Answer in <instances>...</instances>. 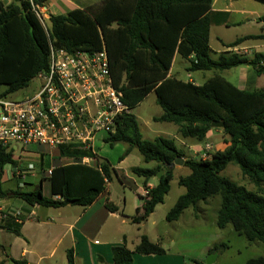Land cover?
Segmentation results:
<instances>
[{
	"label": "trees",
	"instance_id": "16d2710c",
	"mask_svg": "<svg viewBox=\"0 0 264 264\" xmlns=\"http://www.w3.org/2000/svg\"><path fill=\"white\" fill-rule=\"evenodd\" d=\"M46 1L15 0L10 5L0 2V89L6 88L0 98L9 99L28 89L40 74H47L51 48L90 55L105 49L114 86L121 91L128 108V112L117 117L115 132L106 136L105 142L110 147L127 145L120 161L137 149L145 163L157 164L153 169H132L134 175L145 179V187L152 178L160 176L148 196H140L143 205L132 222L139 225L147 221L156 207L164 203L174 179L170 166L181 157L185 158L184 167L190 170L188 176L178 181L186 192L166 220L176 222L187 209L220 197L218 228L232 225L248 243L264 244V87L241 90L219 74L247 63L253 68L252 80L264 77V55L255 53L249 59L226 51L217 59L211 56V26L215 17L220 16L225 24L229 14L213 12V0H105L67 15H50L46 29L33 8L44 7ZM253 1L264 5V0ZM261 20L264 21V15ZM261 38L246 36L229 48ZM176 54L189 61V72L217 74L203 85L169 77ZM152 92L163 111L155 121L174 124L181 138L196 143L206 142L213 123L222 122L228 146L214 151L206 160L186 159L173 139H145L132 111ZM59 150L61 157H90L99 161L93 152L77 146H61ZM230 165L237 166L257 192L225 177L223 172ZM7 166L15 169L18 162L13 150L0 145V198L13 197L41 208L58 209L69 204L88 207L106 191V183L113 180L108 161L101 162L99 167L81 162L58 166L50 176L52 197H46L42 189L24 191L18 187L4 191L1 183ZM106 207L111 212L118 211L109 200ZM21 226L11 218L3 228L20 236ZM221 247L225 245H216L210 253L219 252ZM112 252L113 264H132L134 254H165L160 244L145 235L133 251L123 245L115 246ZM9 260L13 264H28L25 260ZM68 264H75L73 250L68 251ZM246 264H264V257L250 259Z\"/></svg>",
	"mask_w": 264,
	"mask_h": 264
},
{
	"label": "crops",
	"instance_id": "0c3cea01",
	"mask_svg": "<svg viewBox=\"0 0 264 264\" xmlns=\"http://www.w3.org/2000/svg\"><path fill=\"white\" fill-rule=\"evenodd\" d=\"M14 1L15 0H0V2L5 5H10ZM103 1L105 0H102L99 3L96 2L95 4V2L91 0H47L43 8L49 19L50 15H67L73 10L88 9L94 5L102 3ZM212 11L215 13L229 14L225 24L221 23V21L224 20V17L220 16L215 17L216 22L211 26L210 47L212 53L220 55L226 52L229 46L236 40L246 36L260 35L263 38L245 41L241 43L240 46L249 49L251 52V55L248 56L249 58H252L255 53L264 55V21L261 20V17L264 15V6H249L248 0H213ZM228 30L237 31H234L235 35L232 36L231 34H226V31ZM213 31H215L216 34L215 39L218 42L219 50H215L211 43ZM250 43L251 45H248ZM219 55L214 59H217ZM178 58H181V56L176 54L169 77H173L184 82H192L195 85H203L206 81L217 74L214 71L193 72L200 73V77L195 78L192 75V72L188 71L190 64L187 59H184L186 65H183L182 63L181 66L176 67ZM236 68L239 69L236 84L232 83L233 85L241 90L260 89L264 87V77L256 78L254 80L251 79L253 76V68L251 66L244 64ZM183 71H186L187 74H183ZM219 74L224 77L223 72ZM152 94L155 93L152 92L148 96H151ZM145 100L143 102H145ZM143 102H141L137 107H139ZM162 113L163 111L161 110L156 117L147 119L144 122H142V120L134 114L139 121L140 129L144 138L147 140H153L160 136L166 138L170 137L169 139H172L171 137H173V139L178 138L180 139L182 146L188 149V152L180 149L184 152L186 159H199V156H202L206 145H209L208 141L213 140V137H215L213 135V131L209 132L207 135V141L204 143H196L193 140L183 139L178 135L177 127H174V132L168 130L166 131L165 129H167V125L165 124L167 123L155 121V118L160 117ZM156 126H160L159 129L161 130L158 131ZM146 133L156 136H153L155 138H151L146 136ZM106 138V135L100 133L95 137L92 143L93 153L97 155L99 161L90 157H84L81 160L61 157L59 148H52L48 146L34 144L25 149L17 147L14 154L15 159L18 162V167H21L25 163L26 165L33 164L35 166V170L27 176L24 183L18 176H16L15 169L9 166L7 170H4L1 183L2 189L4 191H15L21 184H24V191H34L38 189H42L43 191L44 183H48L50 196L46 197H52L50 176L47 172L53 171V169L58 166H68L79 162L89 167H99L101 162L108 160L100 158L97 143L101 142L105 145H109L105 142ZM222 138L225 140V145L227 147V137L222 134ZM125 148L127 150V146ZM137 151V149H134L128 156H126L122 161H119L117 164H112L108 161L111 169L113 170V178H117L122 187L130 188L136 193V196L134 197L135 199L132 200V211H130L129 214H127L128 203L126 196H124L123 200L120 201L115 200V198L112 199L111 197L109 185L113 180L106 183V191L88 207L73 206L69 204L58 209L41 208L39 206H29L24 201L13 197L0 198V206L4 211L12 212L16 210H23L29 217L20 228V236L5 230L3 226L7 223V221H3L0 218V263L6 260L5 264H13L9 260L12 259L25 260L28 264H68V251L73 250L75 264H113V248L115 246L123 245L128 248V237L124 228L128 225L129 220L132 222V218L136 215L137 209L142 207L143 201L140 199V196H144L143 194L145 190H150L158 184H154L150 180L145 187L144 178H140V181H135L129 177L130 175H134L132 173V169L136 167L129 165L126 166V163H128L129 158L132 157L133 154L135 155ZM25 159H27V162H23ZM183 159L185 160V158ZM138 160L140 161L141 159ZM142 161L145 163L143 157ZM38 162L39 164H36ZM181 169L182 167L174 166L173 173ZM155 178L159 181L160 176H156L154 179ZM12 181L17 183L16 187L9 185L12 184ZM37 181H39V185H37ZM126 181H129L131 184ZM29 187L33 188L30 189ZM185 192H183L180 196L185 194ZM53 198L57 199L58 197ZM107 200L111 201L118 208L117 212H111L107 209ZM200 204L198 206H201ZM52 210H56V213L51 212ZM187 210L185 212H187ZM155 213L156 211L151 214L148 219H150ZM182 216L178 221L173 223L180 222L182 220ZM100 235H104L106 239L101 241L98 240ZM148 238L153 243L160 244L165 250L163 243L158 240L155 242L150 237ZM139 242L134 244V249ZM215 246L216 245L206 248L205 257L207 258L208 255L216 253L217 258L214 264H217L221 257L220 251L210 253ZM189 260L190 259L182 253L177 254V256L169 255L165 250V254L163 255L142 256L134 254L132 264H188L190 262ZM192 261H194L195 264H205L204 262H198L196 260Z\"/></svg>",
	"mask_w": 264,
	"mask_h": 264
},
{
	"label": "built area",
	"instance_id": "2783aa9c",
	"mask_svg": "<svg viewBox=\"0 0 264 264\" xmlns=\"http://www.w3.org/2000/svg\"><path fill=\"white\" fill-rule=\"evenodd\" d=\"M33 8L43 23L44 8ZM227 51L240 57L251 55L240 45ZM38 79L41 85L34 95L21 100L0 98V145L14 153L17 147L25 149L34 144L77 146L93 152L95 137L113 134L117 117L128 112L121 91L114 86L105 49L90 55L51 48L49 71ZM211 148L206 145L203 160L209 159ZM34 170L35 166L28 164L15 168V174L23 180ZM47 174L51 176L52 171ZM148 193L145 190L143 195ZM0 218L23 224L29 217L23 210L6 212L0 206Z\"/></svg>",
	"mask_w": 264,
	"mask_h": 264
},
{
	"label": "rangeland",
	"instance_id": "374dc122",
	"mask_svg": "<svg viewBox=\"0 0 264 264\" xmlns=\"http://www.w3.org/2000/svg\"><path fill=\"white\" fill-rule=\"evenodd\" d=\"M93 2H101L102 0H91ZM249 6L255 5L258 7H263L264 5L255 2L253 0H248ZM45 19H43V25L46 29L50 26L49 19L46 16V11L44 10ZM237 30H228L226 34L235 35ZM252 32V31H251ZM215 31L212 32L211 43L215 50H219L218 42L216 41ZM248 45H251L248 44ZM219 55V54H218ZM215 53H212L211 56L216 58L218 56ZM249 58V57H248ZM253 58V57H252ZM251 59V58H249ZM186 65L184 58H178L176 62V67ZM239 68H233L231 70L223 72V76L229 82L236 84L237 73ZM183 74H187L186 71H183ZM195 78L200 77V73H192ZM41 82L39 79H35L31 82L30 87L18 93H15L9 97L11 100H21L26 96L34 95L40 88ZM6 88H1L0 93L4 92ZM161 111V108L156 104V96L152 94L148 96L139 107L135 108L132 113L138 116L142 122L147 119L156 117ZM167 125L166 131H175L174 124H165ZM154 126V125H153ZM157 130L160 126H156ZM213 140L208 141V144L212 147L211 152L214 151H223L226 148L225 140L222 138V130L221 128H214L213 130ZM146 136L151 138H155L153 134L146 133ZM170 138V137H169ZM173 139V137H171ZM178 149H183L188 152V149L182 146L180 139H173ZM127 145L124 143L116 144L114 147H110L109 145H105L101 142L97 143L98 154L100 158L104 160H108L112 164H117L120 161V158L123 157L124 152L126 150ZM21 149V147H19ZM210 152V153H211ZM209 153V155H210ZM17 154V153H16ZM136 155V156H135ZM133 154L132 157L129 158L126 166H134V167H143L147 169L155 168V163L146 164L142 161L141 154L137 151L136 154ZM201 160H203L202 156H199ZM138 159H141L140 161ZM27 162V159L25 161ZM36 164H39L36 163ZM22 168L26 167V163L21 166ZM182 167L181 170H177L174 172V179L171 183V190L169 194L166 196L163 204L158 205L156 208V213L148 219V221L143 222L139 225L133 224L130 220L128 221V225L124 228L125 233L128 237L127 246L129 249H134V244L139 242L143 235L150 237L153 241H159L163 243V246L166 252L169 255H176L179 253L184 254L190 260L188 264H195L194 261L204 262L206 264L208 257H205L206 248L213 245H221L224 244L225 247H221L220 253L221 257L217 264H246L248 260L258 257H264V244L254 243L250 244L247 242L245 237L239 235L235 232L232 225L227 226L225 229H219L216 220H217V212L221 206L220 197H215L208 199L205 202H202L196 208H189L187 212L182 216V220L178 223H170L166 220V216L169 211L175 206L176 201L180 197V195L186 191L184 187H181L178 183L180 177H186L190 174V170L186 167ZM9 168L6 167L5 170ZM38 169V168H37ZM29 175V174H28ZM27 175V176H28ZM223 175L238 185L245 186L248 190L257 192V188L250 183L248 178L244 177L240 171V169L235 165H230L224 172ZM27 176L22 180L24 183L26 181ZM132 179L135 181H140L136 175H130ZM154 184L158 183V180L155 178L151 179ZM37 181V185H39ZM130 183L129 181H126ZM13 187L17 186V183L11 182ZM131 184V183H130ZM129 186V185H128ZM30 189L33 187H29ZM44 195L50 196L49 184L44 183ZM109 191L111 193L112 199L115 200H123L124 196L127 197V214L132 211V200H134L136 193L134 190L130 188L122 187L120 181L117 178H113V181L109 185ZM262 193L264 195V187L262 189ZM45 211V210H42ZM51 212L56 213V210H52ZM106 239L104 235H100L98 240ZM58 258V257H57ZM205 258V259H204Z\"/></svg>",
	"mask_w": 264,
	"mask_h": 264
},
{
	"label": "water",
	"instance_id": "95a60500",
	"mask_svg": "<svg viewBox=\"0 0 264 264\" xmlns=\"http://www.w3.org/2000/svg\"><path fill=\"white\" fill-rule=\"evenodd\" d=\"M245 65H247V63H245ZM213 127L222 129L224 127V124L222 122H216V123H213ZM184 163H185V160L183 158H181V157H178L174 161V164L171 165L170 167L173 168L174 166H183ZM216 258H217V254L216 253L210 254L206 264H214Z\"/></svg>",
	"mask_w": 264,
	"mask_h": 264
}]
</instances>
